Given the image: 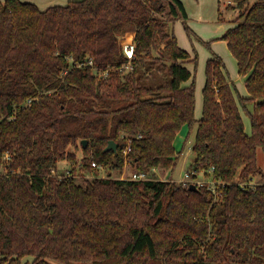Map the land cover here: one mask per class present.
<instances>
[{
    "label": "trees",
    "instance_id": "trees-1",
    "mask_svg": "<svg viewBox=\"0 0 264 264\" xmlns=\"http://www.w3.org/2000/svg\"><path fill=\"white\" fill-rule=\"evenodd\" d=\"M232 1L221 39L248 96L237 100L212 54L196 119L192 59L173 29L190 33L181 0H0V264H264V183L251 182L264 150V0ZM249 103L247 134L238 105ZM183 126L185 141L194 130L186 172L212 169L215 192L150 177L175 167ZM125 166L146 179H113Z\"/></svg>",
    "mask_w": 264,
    "mask_h": 264
},
{
    "label": "rangeland",
    "instance_id": "rangeland-1",
    "mask_svg": "<svg viewBox=\"0 0 264 264\" xmlns=\"http://www.w3.org/2000/svg\"><path fill=\"white\" fill-rule=\"evenodd\" d=\"M22 2H31L37 5L41 10L45 9L50 5H64L68 0H21ZM184 4L187 19L185 24L190 28V33L185 30L183 23L176 26L175 36L180 46L186 50L192 61L186 63V66L193 74L194 88H195V110L194 116L198 118L201 112L202 105V86L204 84V68L207 58L212 54H218L226 68L227 77L234 83L236 89V98L238 96H246V88L244 85L243 77L237 72L236 62L230 53L226 41L221 39L222 34L225 32L227 25L231 19L237 15V9H227L228 4L231 0H181ZM255 0H249L250 3ZM234 5V4H233ZM196 58V61L193 60ZM148 74V72H147ZM239 111L243 119L244 128L247 132H251L250 119L248 112L250 113L252 106L246 104V108L240 104ZM194 138V130L191 132L187 141L186 137L181 138L176 146V151L179 154V158L175 167L172 170H156L150 175V177L156 180H173L176 183L188 182L190 179L185 177L186 171L194 159V154L190 149ZM77 161L81 160L82 152L81 148L76 151ZM257 165L260 173L256 175L251 181L252 184L264 183V150L261 147L257 148L256 151ZM69 164L66 161H60L58 164L57 172L64 174L69 170ZM133 170L128 166H125L120 175L117 170H112L111 175L116 177L130 176ZM106 169H99L98 174L100 177L107 175ZM199 174V173H198ZM87 177L91 178L90 174H86ZM201 178V175H198ZM33 258L28 257V263Z\"/></svg>",
    "mask_w": 264,
    "mask_h": 264
},
{
    "label": "built area",
    "instance_id": "built-area-1",
    "mask_svg": "<svg viewBox=\"0 0 264 264\" xmlns=\"http://www.w3.org/2000/svg\"><path fill=\"white\" fill-rule=\"evenodd\" d=\"M133 51H134L133 43H127L123 46L124 55L129 60L133 57ZM91 166L98 168V169L101 168L95 162H92ZM193 173L196 175L195 178H192V176H191ZM207 173H208V175L206 173H204L203 171H200L199 174L201 175V178H198L199 174L196 171H192L191 173L186 172L185 177L190 179V181H188L189 183H193V184L197 185V187L198 186H206L208 190L215 192V187L218 185H222V184L220 183V181L215 180L212 177V174H213L212 169H209L207 171ZM121 178H125V177L122 176ZM127 178L132 179V180H143V179H146V175L144 173H135L134 172V173H131V175Z\"/></svg>",
    "mask_w": 264,
    "mask_h": 264
},
{
    "label": "crops",
    "instance_id": "crops-1",
    "mask_svg": "<svg viewBox=\"0 0 264 264\" xmlns=\"http://www.w3.org/2000/svg\"><path fill=\"white\" fill-rule=\"evenodd\" d=\"M1 1H3V0H1ZM183 3V2H182ZM234 4V2L231 0L230 2H229V4H228V6L229 5H233ZM234 19V18H233ZM233 19H231L230 21H232ZM230 21H227V22H229V24L227 25V28L231 25L230 24ZM182 23V21L181 20H177V21H175V23L173 24V29H175V33H176V26H178V24H181ZM226 28V29H227ZM226 31V30H225ZM224 34V33H223ZM222 34V35H223ZM178 44H179V42H178ZM179 46H180V44H179ZM181 47V46H180ZM214 54H216V53H214ZM216 55H218V54H216ZM219 56V55H218ZM220 57V56H219ZM208 58H211V55L208 57ZM207 58V59H208ZM222 59V58H221ZM236 62V61H235ZM188 68V67H187ZM204 80H205V78H204ZM229 81L230 82H232L230 79H229ZM243 81H244V78H243ZM190 84V81H186L183 85L184 86H187V85H189ZM204 85V84H203ZM202 88H203V86H202ZM248 96V94H247V91H246V96H242V97H247ZM248 105H251L252 106V104H248ZM252 110V109H251ZM200 115H201V112H200ZM200 115H199V117L198 118H196V119H199L200 118ZM242 117V116H241ZM243 120V119H242ZM244 124V123H243ZM244 131H245V133H247V134H249V132H247L246 131V129L244 128ZM186 134H187V126H183L182 127V129L180 130V132L177 134V137H176V140H175V142H174V146H175V148H176V146H177V144H178V142H180L181 141V138H184V137H186Z\"/></svg>",
    "mask_w": 264,
    "mask_h": 264
},
{
    "label": "water",
    "instance_id": "water-1",
    "mask_svg": "<svg viewBox=\"0 0 264 264\" xmlns=\"http://www.w3.org/2000/svg\"><path fill=\"white\" fill-rule=\"evenodd\" d=\"M82 143H83V147L85 148L86 147V140H82ZM117 149V144L114 143V141L110 140L108 141L107 145L105 146L104 148V151H110L112 150L113 152H115ZM188 188L192 191H198V187L197 185L193 184V183H190L188 185Z\"/></svg>",
    "mask_w": 264,
    "mask_h": 264
}]
</instances>
